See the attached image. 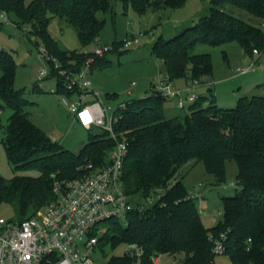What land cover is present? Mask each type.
<instances>
[{
  "label": "trees",
  "instance_id": "1",
  "mask_svg": "<svg viewBox=\"0 0 264 264\" xmlns=\"http://www.w3.org/2000/svg\"><path fill=\"white\" fill-rule=\"evenodd\" d=\"M118 1L137 11L161 7L160 0ZM185 1L162 3L176 8ZM110 3L111 0H0V9L6 12V19L12 13L15 24L29 25L39 50L46 49L48 62L55 58L62 67L76 70L84 64L87 54L60 48L48 30L51 18L66 20L76 29L81 45L90 49L104 25L98 12L108 10ZM262 23L264 0H210L207 14L170 38L159 36L152 50L171 80L202 81L211 74L212 65L208 53H193L195 44L236 40L246 52L264 50ZM103 59L96 57L90 68ZM15 70L12 53L0 49V110L4 106L12 109L3 148L15 170L37 172L15 173L8 178L0 175V203H13L21 220L53 199L52 174L56 178L73 177L79 172L78 166L89 161L101 166L113 140L102 132L78 152L58 144L27 116V101L14 87ZM50 74L55 76L58 90L69 94L55 69ZM258 85L264 89V81ZM203 97L190 104L187 112L171 116L164 111L167 99L153 92L125 103L115 123L117 133L128 145L122 165L123 189L129 196L161 195L149 207L129 210L126 224L115 218L104 220L101 225L105 231L98 237L97 246L136 242L144 251L143 264H152L151 257L162 253L178 254L180 264H217L212 248L214 239L223 233L222 254L232 264H264V93L241 96L229 108L213 100L203 104ZM226 160L236 162L239 188L233 195L222 197L221 217L206 227L177 173L184 164L201 161L213 177L212 183L220 185L225 180ZM161 201L164 206L159 205ZM129 262V255L123 253L111 255L106 264ZM40 264L52 263L44 260Z\"/></svg>",
  "mask_w": 264,
  "mask_h": 264
},
{
  "label": "rangeland",
  "instance_id": "2",
  "mask_svg": "<svg viewBox=\"0 0 264 264\" xmlns=\"http://www.w3.org/2000/svg\"><path fill=\"white\" fill-rule=\"evenodd\" d=\"M29 1L31 0H25ZM160 6L158 9L148 6L143 11H137L130 4L124 6L118 0H111L108 10L98 12V16L104 19V25L96 42L107 44L110 51L100 56L104 59L90 68L88 100H99L115 109L121 103L150 93L153 79L164 69L161 60L153 53V43L159 36L170 38L194 24L199 16L208 13L210 0H186L182 6L176 8L166 7L160 0ZM13 19L15 18L12 13H9L8 19H0V49L10 51L15 60L14 87L21 90L27 101L24 110L58 144L78 152L91 138L103 131L100 127L85 129L73 120L61 97L66 95L75 99L76 95L69 96L58 90L54 75L48 72L46 77L37 79L39 69H49V62L37 47L35 36L28 31L29 25H17ZM261 27L264 29V23ZM48 30L60 48L87 54L84 64L89 62L91 66V59L96 57L88 47L81 45L76 29L71 24L53 17ZM125 39L133 40L132 45L123 46ZM193 53H208L212 65L211 74L204 78L202 84L197 80L198 85L193 88L198 97L204 96L203 104L213 100L216 105L229 108L241 96L264 93L263 87L258 85L264 81V55L256 57L251 52H246L236 40L221 44L197 43L193 47ZM253 61L255 65L250 66L252 69L245 73L239 72L241 67L249 66ZM188 80L191 79L179 78L177 82L172 81L184 89ZM132 82L136 85H131ZM163 106L165 113L170 116L187 112L189 108L186 106L184 111L178 109L172 99H167ZM11 114L12 109L8 106L0 110V175L6 178L15 173L36 175L37 172L32 169L15 170L7 160L2 139ZM225 169V180L220 185L212 183L213 177L205 171L201 161L184 164L177 173L188 192L196 193L199 188L202 189L201 197L193 201L206 227L213 225L221 217L222 197L233 195L239 188L236 182V162L226 160ZM129 199L133 205L142 203L147 206L142 195H131ZM0 216L10 220L20 219L15 205L8 202L0 203ZM121 223L124 224L123 221ZM126 250L127 243L122 242L112 247L106 242L90 254L92 264L104 263L111 255H121ZM156 258L153 259L157 261L152 259V264L159 261L180 264L181 260L178 254L166 253L159 254ZM214 260L217 264H232L228 256L222 253H216Z\"/></svg>",
  "mask_w": 264,
  "mask_h": 264
},
{
  "label": "built area",
  "instance_id": "3",
  "mask_svg": "<svg viewBox=\"0 0 264 264\" xmlns=\"http://www.w3.org/2000/svg\"><path fill=\"white\" fill-rule=\"evenodd\" d=\"M0 19H6V12L1 9ZM132 42L131 39H125L123 46H131ZM109 50L110 46L97 42L90 47L95 57ZM40 51L48 61L50 57L46 49L40 47ZM252 54L260 57L264 55V50L254 48ZM254 65L255 61L241 67L239 72L245 73ZM52 69H55L64 88L70 92L69 96L76 95L75 99L66 95L61 97L73 120L85 129L100 127L113 140V144L101 166L89 161L78 166L79 172L73 177L56 178L52 174L54 197L33 214L21 220L0 216V264H40L44 260L52 264H92L90 254L98 247V237L105 230L102 222L115 218L126 224V213L129 210L149 207L161 195L158 193L144 197L147 206L142 203L133 205L123 189L122 165L128 145L117 133L115 123L121 117L125 103L113 109L99 100L87 99L91 83L89 62L73 70L62 67L58 60L52 58L49 69H39L37 79L46 77ZM131 85L136 83L132 82ZM185 85L184 89L175 87L169 75L163 71L153 79L151 92L165 99H174L176 107L184 111L186 106L198 98L193 92L196 81L188 80ZM201 195V191L197 190L196 193L189 192L188 197L195 199ZM159 205L164 206L165 203L161 201ZM223 236L221 233L214 239V253L223 252ZM125 253L130 257L129 264H143L144 251L138 243H127Z\"/></svg>",
  "mask_w": 264,
  "mask_h": 264
},
{
  "label": "crops",
  "instance_id": "4",
  "mask_svg": "<svg viewBox=\"0 0 264 264\" xmlns=\"http://www.w3.org/2000/svg\"><path fill=\"white\" fill-rule=\"evenodd\" d=\"M262 68H264V65L262 66ZM163 71H164V69H163ZM175 81L177 82V79H175ZM173 82V85L175 86V87H177V88H181V87H178L177 86V84L174 82V81H172ZM204 82V79L201 81V82H199V84H202ZM259 83H261V82H259ZM184 84H185V82H184ZM196 85H198V84H196ZM194 88V87H193ZM182 89V88H181ZM211 88H209V90H210ZM169 100V99H168ZM173 101H174V103H175V100L174 99H172ZM175 106H176V104H175ZM199 191H202V189H198ZM156 258V257H155ZM157 259V258H156ZM154 260V259H153ZM154 261H157V260H154ZM168 263V261H165V262H163V263H161L160 261L159 262H155L154 264H167Z\"/></svg>",
  "mask_w": 264,
  "mask_h": 264
}]
</instances>
